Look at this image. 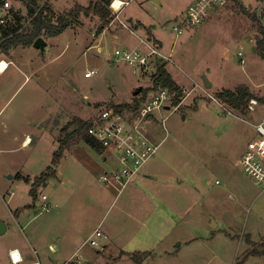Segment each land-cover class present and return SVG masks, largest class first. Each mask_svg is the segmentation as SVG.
<instances>
[{
	"label": "rangeland",
	"instance_id": "rangeland-1",
	"mask_svg": "<svg viewBox=\"0 0 264 264\" xmlns=\"http://www.w3.org/2000/svg\"><path fill=\"white\" fill-rule=\"evenodd\" d=\"M5 1L8 5L0 20L7 16L13 22L18 15L27 27L26 7ZM114 1L109 6L114 19L104 27L93 12L99 0H37L40 6L50 5L57 15L81 6L90 10V16L81 14L64 34L44 39L48 44L44 52L19 47L0 55L16 65L0 77L3 194L14 192L16 205L31 202V182L14 179L4 183L5 177L19 174L30 181L41 177L52 167L62 130L69 123L92 120L104 106L132 104L136 90L152 87L159 60L152 57L153 65L143 75L114 57L115 50L156 48L145 30L141 41L133 33L139 20L151 32L152 26H158L153 38L162 43L161 53L170 58L159 62L185 94L177 112L156 114L150 126L159 147L148 164L155 173L151 177L158 180L140 175L125 187H106L99 179L117 168V158L113 152L101 154L81 142L65 152L56 174L38 190L40 201L46 196L54 209L33 216L43 223L58 212L62 202L73 213L70 222L75 227L70 229L79 230L77 246L106 217L101 226L106 239L97 238L101 247L88 243L82 250L98 258L97 264H138L134 252L142 255V264H264V253L250 255L253 250L264 251V192L241 164L248 144L256 138L255 126L264 121V106L258 104L254 111L248 108L241 113L215 97L239 86L264 97L260 55L264 24L260 28L252 21L249 6H255L254 0H240L245 9L232 2L214 9L197 33L183 35L174 31L172 16L186 13L188 5L197 0H121L129 5L119 15L111 9ZM26 63H34L33 70H26ZM90 70L97 75L86 79ZM204 78L212 83L210 89L205 88ZM27 138L29 144L23 147ZM5 202L13 207L8 198ZM10 223L18 233L1 237L0 245L1 239L22 241L30 235V227L21 223L25 228L19 234L17 225ZM130 240L135 251L126 245ZM73 263L79 264L76 258Z\"/></svg>",
	"mask_w": 264,
	"mask_h": 264
},
{
	"label": "built area",
	"instance_id": "built-area-1",
	"mask_svg": "<svg viewBox=\"0 0 264 264\" xmlns=\"http://www.w3.org/2000/svg\"><path fill=\"white\" fill-rule=\"evenodd\" d=\"M116 0L111 5V9L119 15L128 3L121 2V6L114 8ZM231 0H197L190 6L185 15L175 22L174 31L182 35L186 28L196 29L203 25L210 17L212 10L222 8L230 4ZM253 9L257 20L264 24V0H254ZM242 54L240 53L239 56ZM114 57L118 61L128 64L133 69L140 71L143 75L148 74L152 65V57L156 60L170 61L158 48L148 46V50L129 51L115 50ZM242 63H244L242 61ZM97 75L95 70H90L85 74L86 79H91ZM194 91V89H191ZM145 102L141 103L135 111L125 110L119 112L113 107L103 108L100 113L91 120L88 130L92 136L107 152H113L118 164L115 170L103 174L99 181L105 186L112 187L119 185L125 187L129 182L135 180L142 174L149 161L156 155L158 147L152 136L153 130L150 126L156 119V114L170 112V115L177 112L183 102L178 106H173L172 96L167 90L151 93ZM258 105L255 100L251 101L249 109L254 111V106ZM166 121V120H165ZM165 121L163 123H165ZM255 139L251 141L241 157V164L244 173L252 180L253 184L264 192V121L255 126ZM44 212L53 210V206L47 203V197H43ZM97 238L106 237L101 230H96L86 244L93 248L99 247ZM101 247V246H100ZM13 252L11 258L15 264L20 263L18 256L15 259ZM67 264H74L69 261Z\"/></svg>",
	"mask_w": 264,
	"mask_h": 264
},
{
	"label": "trees",
	"instance_id": "trees-1",
	"mask_svg": "<svg viewBox=\"0 0 264 264\" xmlns=\"http://www.w3.org/2000/svg\"><path fill=\"white\" fill-rule=\"evenodd\" d=\"M14 1L20 2L26 7L29 17V25L27 27L21 25L22 18H20L18 15L15 16L13 22H9L7 16L0 20V55H8L10 51L19 47L23 49L33 47L35 41L40 38H57L72 28L75 24V21H77L81 14L90 16V10L84 9L81 6H76L74 9L64 15H57L50 5L40 6L37 0ZM231 2L236 6L244 8L240 0H231ZM110 4L111 0H99V4L97 6L95 5L93 8L95 16L101 19L104 27H107V25L110 24L114 19V16L111 15L109 10ZM5 6L6 1L0 0V10H5ZM249 11V9H246L247 13ZM249 13L251 15L252 21L261 28V24L257 20L255 14L253 12V14L251 12ZM139 27H142L147 32L149 40H152L155 46L159 44L158 41L153 38L150 28L144 27L141 23H138L134 29L137 30ZM261 34L264 35V28H261ZM157 47L159 50L161 49L159 45ZM260 55L264 60V40L260 42ZM152 80V87L146 91L143 90L141 96L134 98L132 104L108 105L104 106L103 108L113 107L119 112L125 110L135 111L139 108L141 103L146 101L149 94L157 93L161 90H167L170 93L173 99V106H178L183 102L185 97L184 91L173 80L166 69L165 64H161L158 61L157 69ZM215 97L222 101V103L227 105L229 108L241 113H246L248 111L249 103L252 100H255L258 104L264 106V97L255 94L247 86H239L234 91L223 90L216 93ZM90 126L91 120L84 121L80 119H74L66 126L64 130H62V135L59 140V149L54 153L52 167L48 168L47 171L41 175V177L36 178L32 184L30 195L34 202H36L38 199V189L43 183L56 174L55 169L60 165V162L63 159L66 151H70L73 146L81 142H85L98 153L102 154L104 152L102 146L92 136L89 135L88 130ZM21 179L27 183L30 182L29 178ZM261 253H264V251L257 252L253 250L250 255L258 256ZM133 257L138 264H142V255L134 252Z\"/></svg>",
	"mask_w": 264,
	"mask_h": 264
},
{
	"label": "crops",
	"instance_id": "crops-1",
	"mask_svg": "<svg viewBox=\"0 0 264 264\" xmlns=\"http://www.w3.org/2000/svg\"><path fill=\"white\" fill-rule=\"evenodd\" d=\"M119 1L123 2V3H128V5H129V1H121V0H119ZM6 5H8V4H6ZM127 6H125V7H127ZM190 6H191V4L188 5L187 10ZM3 12H4V10H0V15ZM184 15H185V12L181 13V14H176V17H174V15H173L172 19L174 18V20H175L174 22H177ZM131 21L134 22L135 20L133 18H130V22ZM137 22L141 23L145 27L143 22H141L139 20ZM152 27H153L152 33L154 35L155 32L158 30V26L155 25ZM198 29L200 30L201 28L198 27L196 29H188L189 31L184 30L183 34L185 32L193 33L195 31L197 33V31H199ZM134 30L135 31L134 32L132 31V32L135 33L137 38L140 39V41H141V38L143 39V37H144V35H143L144 29L142 27H139V29H137V30L134 29ZM158 43H159L158 45L160 47H162L161 46L162 43L159 41H158ZM47 46H48V44H47ZM157 46H155V47L158 48ZM161 50H163V49H160V51ZM242 61L244 62V60H241V63H242ZM2 62H6V64H8V67L6 70H4L5 72L0 71V77L6 75V73L12 67L13 68L16 67L15 63L12 60H9L8 58L7 59H0V64ZM23 67L26 70L27 69L33 70V67H35V64L34 63H30V64L26 63V64H23ZM28 79H29V77L27 76L26 81ZM29 141H30V139L27 138L26 141H24V143H23V147L27 146L29 144ZM103 162H104V160H103ZM152 169H153V167H152ZM152 169L149 166V164H147V166L144 168V171L142 172V174L139 178H143V179L149 178L152 181H157L158 179H156L155 177H151L152 174L153 175L155 174V173H153ZM15 176L14 177L13 176L5 177L4 183H8V181H10V182L15 181L14 179L19 180V181L23 180V179H21L22 178L21 175L18 174L16 177ZM33 181H34V179H33ZM33 181H30L31 187H32V184L34 183ZM131 184H129V186ZM41 187L38 190H41ZM44 187H47V185H44ZM106 187H108V186H106ZM128 187H126L124 189V191ZM3 188H4V184L2 182H0V189H2V191H0V222L4 223V225L6 227L5 234L1 235L0 238L3 236H6L8 233H16L17 232V230H12V224L10 223V221H12L13 223H15L17 225L19 234H21L23 232L25 227H30L31 231H30L29 237H24L25 239L22 241L21 240L10 241V240L1 239V240H3V242H2V245H0V264H15L11 258L13 252H15L21 259L20 263H18V264H67L69 261H73V258H76L77 262L79 264H97V261H95V260H97L98 258L92 257V255L88 256V253L87 252L82 253V250L84 249L86 242L94 234V232L97 229L101 230L102 222L106 220V217L103 218L102 222L99 224L97 229H95L93 232H91V234L86 239V241L82 245L77 246L76 245V242H77L76 239L79 238V236L77 237V233H79V230L77 231V230L70 229V228L75 227V225L72 222H70V221L74 220L73 213L70 214V212H68L65 209V205L62 202L60 203V208H59L58 212L56 214H54L53 216H51L52 218H50V217L47 218L43 223L41 221L37 222V217L33 216L34 214H36V213L42 214V213L52 212V211L41 212V206L44 204L42 198L44 196L41 198V201H40V197H39V193H38V199L36 202H34L32 197H31V202L25 203L23 205H16L15 204L16 200H14L15 199L14 192H10V194L6 196L3 194V192H4ZM1 192L3 195L1 194ZM121 194L122 193H120L119 196ZM6 198H8L9 202H12V206H13L12 208L7 205L8 202H5ZM47 200H48L47 203L53 205L52 200L50 201L48 198H47ZM34 210H35V213L33 212ZM21 223H23L25 225L24 228L21 227ZM32 224L33 225L35 224V225L33 226ZM31 225H32V227H31ZM64 227H67L66 231L63 230ZM107 236L109 238L108 241L111 242L112 238H110V235H107ZM129 244H131V240L128 241L126 245H129ZM103 246H104L103 248H105V249L108 247L107 244H104ZM131 246H132V244H131ZM179 246L181 247V245H179ZM135 248L136 247H134V246L132 247V249L134 251H135ZM124 253L125 252L122 250L121 254H124Z\"/></svg>",
	"mask_w": 264,
	"mask_h": 264
},
{
	"label": "water",
	"instance_id": "water-1",
	"mask_svg": "<svg viewBox=\"0 0 264 264\" xmlns=\"http://www.w3.org/2000/svg\"><path fill=\"white\" fill-rule=\"evenodd\" d=\"M33 48L35 50L44 52V50L47 48V42L44 39L40 38V39L35 41V43L33 44ZM204 86H205V88L210 89L212 87V84L209 82L208 79L204 78ZM142 91H143V88H139L138 90H136V92H134L133 96L138 97ZM214 226H215V224L213 223V227ZM5 232H6L5 225H4V223L0 222V236L5 234ZM132 247L133 246H130V250H132Z\"/></svg>",
	"mask_w": 264,
	"mask_h": 264
},
{
	"label": "bare ground",
	"instance_id": "bare-ground-1",
	"mask_svg": "<svg viewBox=\"0 0 264 264\" xmlns=\"http://www.w3.org/2000/svg\"><path fill=\"white\" fill-rule=\"evenodd\" d=\"M121 4L122 3L119 0H116L115 5H114V8L115 9L119 8L121 6ZM7 67H8V64H6V62H2L0 64V71L5 72L4 70H6ZM14 256H15V259L18 258V255L17 254H14Z\"/></svg>",
	"mask_w": 264,
	"mask_h": 264
}]
</instances>
